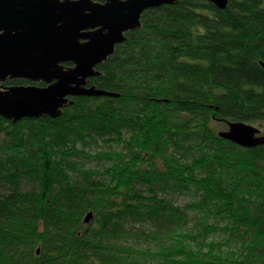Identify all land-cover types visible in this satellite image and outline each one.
<instances>
[{"label": "trees", "instance_id": "obj_1", "mask_svg": "<svg viewBox=\"0 0 264 264\" xmlns=\"http://www.w3.org/2000/svg\"><path fill=\"white\" fill-rule=\"evenodd\" d=\"M228 5L146 10L91 80L119 98L0 116V264H264V145L219 136L264 130V0Z\"/></svg>", "mask_w": 264, "mask_h": 264}, {"label": "water", "instance_id": "obj_2", "mask_svg": "<svg viewBox=\"0 0 264 264\" xmlns=\"http://www.w3.org/2000/svg\"><path fill=\"white\" fill-rule=\"evenodd\" d=\"M208 1L221 9L229 7V0ZM176 2L0 0V80L10 77L49 83L45 87L24 84L0 90V116L14 123L26 117L57 118L67 105L74 104L70 97L119 98V92L87 85L89 79L101 75L97 67L115 54L128 32L142 27L146 10ZM224 121L227 127L219 130L224 140L244 148L264 145V131L259 126ZM93 217L94 212H90L84 221L90 223Z\"/></svg>", "mask_w": 264, "mask_h": 264}, {"label": "flooded vegetation", "instance_id": "obj_3", "mask_svg": "<svg viewBox=\"0 0 264 264\" xmlns=\"http://www.w3.org/2000/svg\"><path fill=\"white\" fill-rule=\"evenodd\" d=\"M95 1L96 2H101V3L106 2V0H95ZM64 65H66V66H74L72 62H65ZM97 68L99 69V67H97ZM93 78H95V77H91L89 79L87 85H93V84H91V80ZM24 84L25 85H29V84H33L34 85V84H36V85L41 86V87H45V86L49 85V83H47L46 81H40V82H34L33 83L32 81H30L28 79L21 80V79H16V78L12 79L10 77H7L6 80H3V81L0 80V90H3L5 88H8V87H11V86H14V85H24ZM74 98H76V97H70V100H74ZM65 108H67V107H65Z\"/></svg>", "mask_w": 264, "mask_h": 264}, {"label": "rangeland", "instance_id": "obj_4", "mask_svg": "<svg viewBox=\"0 0 264 264\" xmlns=\"http://www.w3.org/2000/svg\"><path fill=\"white\" fill-rule=\"evenodd\" d=\"M257 124H255V126H256ZM258 126V125H257ZM227 127V123L226 124H224V125H221L220 126V129H224V128H226ZM264 131V130H263ZM114 147H116V148H118L116 145H113ZM111 147L109 146V145H107V144H104V143H102V142H100V146H95V145H93L89 150H91L93 153H96V152H100L101 150H107V149H110ZM99 162V160L98 159H96V158H93V159H91V161H90V165H96L97 163ZM101 162H104V161H101ZM177 197V196H176ZM175 197V198H176ZM191 200V197L189 196V195H182V196H179L178 198H177V203H179V204H181V205H185L188 201H190Z\"/></svg>", "mask_w": 264, "mask_h": 264}]
</instances>
